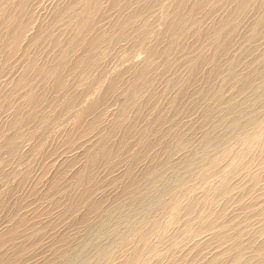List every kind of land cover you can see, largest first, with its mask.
<instances>
[{
	"label": "rangeland",
	"instance_id": "obj_1",
	"mask_svg": "<svg viewBox=\"0 0 264 264\" xmlns=\"http://www.w3.org/2000/svg\"><path fill=\"white\" fill-rule=\"evenodd\" d=\"M21 2L0 264H264V0Z\"/></svg>",
	"mask_w": 264,
	"mask_h": 264
},
{
	"label": "bare ground",
	"instance_id": "obj_2",
	"mask_svg": "<svg viewBox=\"0 0 264 264\" xmlns=\"http://www.w3.org/2000/svg\"><path fill=\"white\" fill-rule=\"evenodd\" d=\"M6 2V1H5ZM23 2H24V0H22V2H21V5L20 6H23ZM4 10H6V8L4 9ZM3 12V11H2ZM76 24V23H75ZM78 24V23H77ZM9 29H11V28H9ZM22 37H20V39H21ZM23 39V38H22ZM16 42V41H15ZM13 44V43H12ZM34 114V113H33ZM264 118V117H263ZM260 123V122H259ZM230 124V123H229ZM261 125H259V127H260ZM258 127V128H259ZM254 132V131H253ZM252 133V132H251ZM252 135V134H251ZM261 135H263L262 133H261ZM249 136V135H248ZM245 138V137H244ZM257 138H260V137H257ZM248 139V138H247ZM234 140V139H233ZM236 140V139H235ZM247 141V140H246ZM252 141V140H251ZM236 142V141H235ZM234 143V142H233ZM246 144H247V142H245ZM233 145V144H232ZM244 145V144H243ZM249 145H247V146H245V147H248ZM244 147V146H243ZM231 148V147H230ZM238 148H240V147H238ZM241 149H243V148H241ZM245 150V149H244ZM240 153V152H239ZM246 154V153H245ZM244 155V154H243ZM240 157V156H239ZM238 159V158H237ZM237 161V160H236ZM235 162V161H234ZM233 162V163H234ZM234 165V164H233ZM236 165V164H235ZM262 165V164H261ZM235 167V166H234ZM231 170H233L232 168H230ZM207 170V169H206ZM247 174V173H246ZM201 175V174H200ZM195 176H197V175H195ZM263 177V176H262ZM214 181V180H213ZM197 182H199V181H197ZM211 182V181H210ZM219 182H221V181H219ZM221 184V183H220ZM222 185V184H221ZM227 185V184H226ZM190 186V185H189ZM209 186V185H208ZM191 188V187H190ZM199 188V187H198ZM205 188V187H204ZM204 190V189H203ZM206 190V189H205ZM201 193V192H200ZM181 197V196H180ZM174 209H176V208H174ZM192 209V208H191ZM191 211V210H190ZM202 213H204V212H202ZM201 212H200V214H202ZM205 214V213H204ZM209 214V213H208ZM203 215V214H202ZM178 216V215H177ZM199 219H201V218H199ZM197 235V234H196Z\"/></svg>",
	"mask_w": 264,
	"mask_h": 264
}]
</instances>
